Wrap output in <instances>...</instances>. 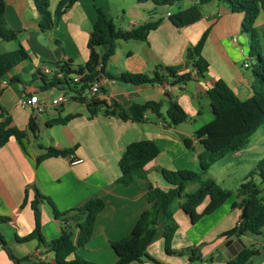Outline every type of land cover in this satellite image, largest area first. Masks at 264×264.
Here are the masks:
<instances>
[{
  "label": "crops",
  "instance_id": "obj_1",
  "mask_svg": "<svg viewBox=\"0 0 264 264\" xmlns=\"http://www.w3.org/2000/svg\"><path fill=\"white\" fill-rule=\"evenodd\" d=\"M60 0H50V11L54 12ZM195 2L181 0L180 10L188 9ZM152 2L139 0H79L60 19L58 25L48 32L38 27L39 14L32 0H5L7 27L18 34L17 44L0 38V54L16 50L22 45L30 59L15 66L0 76V113L11 117V126L25 131L21 140L11 137L0 149V216L9 217L0 223L13 255L19 264H54L55 255L47 251L37 240L19 242L17 237L30 234L35 226L31 207L37 192L48 197L60 212H66L84 205L92 198L105 202V208L98 214L91 240L69 259L80 256L93 264H116L117 256L111 243L128 236L145 210L148 209L149 187L168 190L161 170L182 173L186 179L184 193L170 203V209L179 225L172 241V248L180 251L201 247L202 258L191 263L188 255L165 252L163 219H159L156 234L147 245L151 260L130 264H228L229 260L210 262L224 251L229 240L241 239L245 247L255 245L261 249L259 255L247 264H264V233L259 236H243L227 239L222 235L239 224L243 208L238 205L241 197L238 187L226 189V198L197 223L182 209L187 197L200 185L218 177L213 172L225 171L244 156L264 157V131L260 127L250 138L245 149L227 155L229 160L222 169L203 170L200 162L205 152L196 131L214 118L210 101L206 95L220 79L232 88L241 100L253 95L252 62L249 59V38L241 32L242 13H232L227 6L213 2L201 7L202 18L186 27H176L166 16L158 13ZM97 8L107 18L120 21L119 28L131 30L153 21H160L157 29L150 32L145 41L117 40L114 55L104 64V74L97 81L101 91L96 100L102 103L100 112L90 117L86 103L71 96L59 107H48L43 113L33 116L31 111L18 105L23 94L37 95L50 102L66 90L62 87L45 88V69L56 72L57 63L72 61L73 67L85 66L90 57L88 42L97 20ZM156 10V11H155ZM255 27L264 34V12L256 20ZM209 31L202 55L209 63L204 78L197 74L192 65L185 66L179 74L191 73L192 80L183 84L167 78L162 84L132 85L110 79L106 74L124 73L153 75L158 67H171L185 63V53L195 45L205 31ZM107 47H99L102 56ZM165 75L164 71H161ZM171 100H175L186 111L189 120L171 126L166 112ZM161 103L159 117L147 111L143 120L135 121L133 116L123 119L121 109L133 104ZM108 111V113H106ZM77 115L66 124L49 125V122ZM37 127L35 133L29 130L30 119ZM1 120V118H0ZM264 130V129H263ZM260 134V135H259ZM255 141L252 140L256 137ZM138 141H153L159 148V155L145 166L146 180L134 181L129 185L120 182L119 160L126 147ZM48 148L72 149L70 155L38 158ZM77 163H73L70 156ZM259 177L258 174H255ZM243 180L237 183L242 184ZM210 199L198 207L202 213ZM42 234L46 241L58 238L63 222L53 215L52 207L46 202L40 204ZM77 239V231L75 237ZM244 247V248H245ZM0 264H15L0 246Z\"/></svg>",
  "mask_w": 264,
  "mask_h": 264
},
{
  "label": "trees",
  "instance_id": "obj_2",
  "mask_svg": "<svg viewBox=\"0 0 264 264\" xmlns=\"http://www.w3.org/2000/svg\"><path fill=\"white\" fill-rule=\"evenodd\" d=\"M39 14L38 27L42 32L54 29L61 17L79 0H60L54 12L50 11V0H32ZM181 0H139V2H152L155 6H172ZM195 3L188 9L180 10L178 13H170L169 19L176 27H186L198 22L202 18L201 7L213 2L227 6L232 13H242L243 20L241 32L249 38V59L252 62L253 95L247 100H241L236 93L222 79L216 81L208 89L206 95L210 101L214 115L212 121L208 122L196 131V137L200 140L205 152L200 157L203 170H210L218 161L224 159L231 153L245 148L251 136L264 125V34H260L255 27L256 20L261 12H264V0H193ZM160 21H153L135 27L131 30H122L116 26L113 20L107 18L102 9L97 8V20L93 26L91 38L88 42L90 57L85 66L73 67L72 61L57 63L56 67L65 76L62 79L52 77L45 80V88L62 87L75 91L77 84L70 78L72 75L84 74L83 85L78 91L80 101L85 98L81 96L82 91L88 89L91 82L97 81L100 74H104V64L114 55V44L117 40L123 41H145L150 32L157 29ZM209 31H205L195 45L187 48L185 63L171 67H158L153 75L124 73L120 75L106 74L108 78L119 80L132 85L162 84L167 78H172L176 83L183 84L192 80L191 73L179 74L187 65H192L197 74L204 78L209 70V63L203 57L202 51L207 42ZM0 38L4 41H17V32L7 27L5 19V0H0ZM99 47H107V52L100 55ZM30 59L29 53L20 45L16 50L0 54V76H4L20 63ZM101 64V69L96 70ZM164 71L165 75L161 73ZM74 88H72L73 86ZM102 103L93 100L87 103L90 117H95L100 112ZM161 103L148 102L145 104H133L129 109H121L119 116L128 119L133 116L135 121H141L147 111H152L159 117L161 114ZM108 113V111H106ZM77 115H69L65 118L54 119L49 125L66 124ZM0 149L11 137L21 141L25 131L11 126V117L2 110L0 113ZM166 118L171 126H177L189 120V116L182 106L175 100H171L166 112ZM29 130L37 131L34 120L29 121ZM72 149L57 150L48 148L46 154L38 158L42 161L48 157L68 156ZM159 148L153 141H138L129 144L119 160L121 171L120 182L129 185L134 181L146 180L145 166L159 155ZM161 173L165 181L171 186L168 190L150 186L147 192L149 207L143 212L131 233L111 243V248L117 256L116 264H130L151 260L147 253V245L156 234L159 219H163L165 232L164 244L167 254L188 255L190 262L195 263L202 258L201 247L194 246L180 251L172 248V241L179 225L170 209V203L180 197L185 189L187 179L177 171L162 169ZM258 174L264 183V160L256 163L249 177ZM261 189L253 181L241 184L238 194L241 202L238 203L244 210L241 221L234 228L226 231L222 237L241 238L243 236H259L264 233V199L261 197ZM228 192L223 189L214 179L204 181L200 187L182 204L183 211L191 217L195 224L203 216L216 208L227 196ZM210 201L202 213L197 209L205 200ZM46 201L53 211L56 219H61L63 228L61 235L51 241H46L42 234L40 204ZM34 212L35 226L33 231L25 237H17L19 242L37 240L47 251L54 253V264H93L80 256L74 259L69 257L76 253L77 248L84 247L93 235V230L98 214L105 208V202L99 198H92L84 205L73 208L66 212H60L50 198L37 192L31 203ZM9 217L0 216V223H6ZM75 231L77 239L75 240ZM0 246L8 254L9 258L19 264L18 260L0 232ZM261 249L255 245L243 248L236 257L228 264H247L253 257L259 255Z\"/></svg>",
  "mask_w": 264,
  "mask_h": 264
},
{
  "label": "rangeland",
  "instance_id": "obj_3",
  "mask_svg": "<svg viewBox=\"0 0 264 264\" xmlns=\"http://www.w3.org/2000/svg\"><path fill=\"white\" fill-rule=\"evenodd\" d=\"M189 1V0H187ZM180 8L178 4H174L172 6H162L161 8L157 9L158 13H162L164 16H166V12H175L178 13L180 11ZM156 11V10H155ZM120 21L115 20L116 26L119 28ZM259 33L262 35L263 33L258 30ZM12 44L16 45L17 41L12 42ZM115 48V46H114ZM73 86V85H72ZM74 88V86L72 87ZM87 93V90H86ZM64 95H66L67 98L74 96V92L70 89H66L63 92ZM264 128L261 129V133H263ZM260 135V134H259ZM258 136H256L252 141L254 142L255 139H257ZM264 145V140L261 142V146ZM247 147V146H246ZM245 147V148H246ZM243 148V149H245ZM264 150V149H263ZM257 157L253 156H244V160L240 162H235L231 168H226L225 171L219 170V172H213L218 177V185L221 186L223 189H231L235 188L236 186L239 188L241 185L237 183L239 180H243L241 183H247L249 181H253V183L259 187L262 191L261 197L264 199V183L262 182V179L260 177L251 176L249 177V173L254 169L256 166V163L264 160V157H261L258 155ZM229 160H220L218 161L214 168L215 169H222V165H225ZM174 216V215H173ZM175 218V217H174ZM176 220V219H175Z\"/></svg>",
  "mask_w": 264,
  "mask_h": 264
},
{
  "label": "built area",
  "instance_id": "obj_4",
  "mask_svg": "<svg viewBox=\"0 0 264 264\" xmlns=\"http://www.w3.org/2000/svg\"><path fill=\"white\" fill-rule=\"evenodd\" d=\"M170 15V13H168ZM101 64H99L96 68L97 71L101 69ZM44 74L46 76H49L50 78L56 77L58 79L64 78L65 74L57 70L56 72H53L51 69H45ZM85 77L84 74H78V75H72L70 76L72 82L74 84H77V87H75V91H73L75 94V97H80V94H78V91H80L81 86L83 85L82 79ZM101 91V84L99 81H94L89 83L88 89H87V96H86V103L91 102L93 100H96L97 96L99 95ZM85 91H82L81 96L83 97ZM68 101V98L66 95L62 94L58 96L57 98L52 99L50 102H47L46 100L39 99L37 95H26L23 94L22 97L18 100V105L24 109H28L31 111L33 116H37L41 113H43L48 107H59L66 103ZM73 163H77V160H74L73 156H70Z\"/></svg>",
  "mask_w": 264,
  "mask_h": 264
},
{
  "label": "water",
  "instance_id": "obj_5",
  "mask_svg": "<svg viewBox=\"0 0 264 264\" xmlns=\"http://www.w3.org/2000/svg\"><path fill=\"white\" fill-rule=\"evenodd\" d=\"M243 213H244V210H243ZM244 247L245 245L243 244L241 239H237V240L231 239L226 243L225 245L226 249L222 251L216 257L210 258V262L221 261L223 258L229 260L230 258L236 256Z\"/></svg>",
  "mask_w": 264,
  "mask_h": 264
}]
</instances>
